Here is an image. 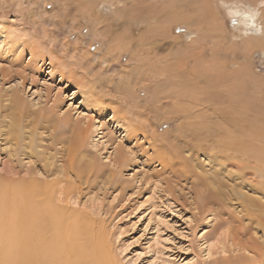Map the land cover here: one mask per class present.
I'll return each instance as SVG.
<instances>
[{
    "label": "rangeland",
    "instance_id": "1",
    "mask_svg": "<svg viewBox=\"0 0 264 264\" xmlns=\"http://www.w3.org/2000/svg\"><path fill=\"white\" fill-rule=\"evenodd\" d=\"M169 1L0 0V194L10 183H54L80 227L93 225L117 264L256 262L264 259V161L219 146L210 127L219 119L199 109L185 116L195 104L171 93L155 60L135 57L149 30L139 17L158 10L156 24H170L160 11ZM175 1L170 34L183 44L172 52L205 44L202 66L225 60L234 42L243 48L264 23L253 0H220L225 39L199 33L194 43L196 0ZM244 8L253 22L233 13ZM129 19L137 44L115 48ZM249 57L251 87L264 84V52ZM232 61L230 54L235 71ZM261 104L249 112L250 125ZM260 122L252 137H264ZM250 125L234 130L247 134Z\"/></svg>",
    "mask_w": 264,
    "mask_h": 264
},
{
    "label": "bare ground",
    "instance_id": "2",
    "mask_svg": "<svg viewBox=\"0 0 264 264\" xmlns=\"http://www.w3.org/2000/svg\"><path fill=\"white\" fill-rule=\"evenodd\" d=\"M219 1L196 0L193 2L192 8L197 13L194 14V18L196 17L198 35L192 42H199L201 39L199 33L204 37L205 33H208L207 35L214 40L217 37L213 36L224 30V21L218 10ZM175 2L170 0L169 5L165 3L162 9L159 8L161 12L167 10V15L171 17L170 24L169 22L162 25L156 24L158 10L153 11L150 16L139 17L140 25L145 22L149 30L147 34L140 35L142 37H139L135 57L146 56L148 60H155L157 62L155 68H158V74L169 82L171 93L178 99H188L195 104L188 105L189 108L183 111L184 115L191 116L196 109H199L204 114L211 112L209 117L219 119L216 124L210 126L218 135L217 141L222 142L219 146L237 153L245 152L250 158L264 161V148L251 147L252 142H264V137L259 136L260 133L253 137L251 135L257 129V123L263 122L264 111L261 110L257 117L259 120H251V125L246 119L250 118L249 115L251 116L249 112L260 111L253 107L256 102L260 104L264 102V84L256 80L254 87H251L252 69L249 62V56L253 50L258 49L264 52V23L258 30L259 35H250L245 38L243 48L234 42L230 54H233L232 62L237 66L235 71L229 70L230 64L227 60L230 54L225 60L217 59L216 62L212 61L202 66L197 62L205 56L203 51L205 44L202 45L199 42V45L193 47L191 52L187 50L180 56L173 53L177 45L183 44L182 36L175 37L174 34H170L169 27L177 20L174 17H178ZM251 3L254 6L261 5L257 6V10L260 11L261 19L264 21V0H253ZM136 7L133 6L134 11L137 10ZM233 13L245 16L240 19L243 23L245 19L249 22L255 19L253 16L255 14L247 8L235 10ZM190 17L188 16L187 19ZM122 22L124 25L127 23ZM127 24L128 31L121 37H117L115 48L119 46L121 49L128 50V48L133 49L132 47L137 44L132 45L133 41L135 42L131 31L136 25L134 19H129ZM153 24H156L155 28ZM225 35L226 33L222 34V32L220 34L222 38ZM5 36L4 31L0 29L2 45L6 44ZM196 48L199 49L198 53L194 50ZM165 53L170 54L165 55ZM191 60L194 65L189 68ZM206 120L208 121V118ZM247 124L250 125L251 132L244 134ZM236 125H242L244 129L235 131ZM236 138L245 140L235 143ZM7 192L6 196L0 194V264H117L106 242L96 229H92L93 225H88V228L80 227L81 224L77 221L79 217L71 213L72 209L65 203L61 194L57 193L54 183L30 181L17 186L10 183ZM262 258L249 264H264Z\"/></svg>",
    "mask_w": 264,
    "mask_h": 264
}]
</instances>
